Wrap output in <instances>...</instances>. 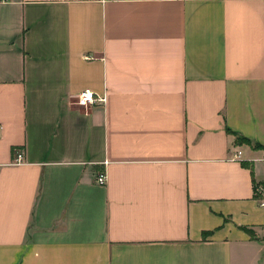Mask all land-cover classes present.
I'll return each instance as SVG.
<instances>
[{"label": "crops", "instance_id": "1", "mask_svg": "<svg viewBox=\"0 0 264 264\" xmlns=\"http://www.w3.org/2000/svg\"><path fill=\"white\" fill-rule=\"evenodd\" d=\"M261 183L264 0H0V264H264Z\"/></svg>", "mask_w": 264, "mask_h": 264}, {"label": "built area", "instance_id": "2", "mask_svg": "<svg viewBox=\"0 0 264 264\" xmlns=\"http://www.w3.org/2000/svg\"><path fill=\"white\" fill-rule=\"evenodd\" d=\"M95 92L91 89H86L82 91L78 96V103L80 105H88L95 102ZM100 100H104V98H100ZM242 155V151H238L235 154V158L239 159ZM24 161V151L22 149L17 151V155L13 161L15 164H20ZM97 182L99 184H105L107 182V175L105 172L99 173L97 176ZM255 191L258 195V200L260 201L261 205L264 206V184H258L255 188Z\"/></svg>", "mask_w": 264, "mask_h": 264}, {"label": "trees", "instance_id": "3", "mask_svg": "<svg viewBox=\"0 0 264 264\" xmlns=\"http://www.w3.org/2000/svg\"><path fill=\"white\" fill-rule=\"evenodd\" d=\"M238 140H239V141H244V142H248V143H250L248 139L243 138V137H238ZM255 197L258 198V195H257L256 191H255ZM246 229H247V228H246Z\"/></svg>", "mask_w": 264, "mask_h": 264}]
</instances>
